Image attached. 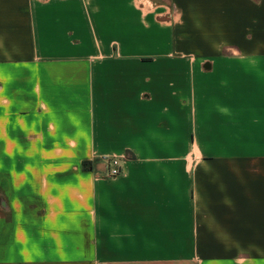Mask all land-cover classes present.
I'll return each mask as SVG.
<instances>
[{"label": "crops", "instance_id": "crops-1", "mask_svg": "<svg viewBox=\"0 0 264 264\" xmlns=\"http://www.w3.org/2000/svg\"><path fill=\"white\" fill-rule=\"evenodd\" d=\"M0 264H264V0H0Z\"/></svg>", "mask_w": 264, "mask_h": 264}, {"label": "built area", "instance_id": "built-area-1", "mask_svg": "<svg viewBox=\"0 0 264 264\" xmlns=\"http://www.w3.org/2000/svg\"><path fill=\"white\" fill-rule=\"evenodd\" d=\"M138 2L142 0H137ZM106 162V176L114 177L120 173L121 170V160L116 156H106L104 157Z\"/></svg>", "mask_w": 264, "mask_h": 264}]
</instances>
